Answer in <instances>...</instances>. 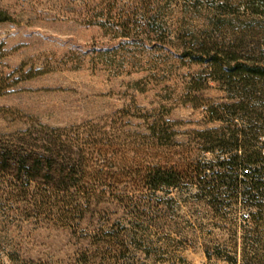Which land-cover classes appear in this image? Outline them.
<instances>
[{
	"label": "rangeland",
	"instance_id": "rangeland-1",
	"mask_svg": "<svg viewBox=\"0 0 264 264\" xmlns=\"http://www.w3.org/2000/svg\"><path fill=\"white\" fill-rule=\"evenodd\" d=\"M0 11V148L56 156L76 174L61 191L88 196L66 225L32 205L56 188L0 177V264H81L94 237L124 249L91 264H264V183L253 199L221 186L217 205L185 175L222 155L205 150L208 130L254 136L264 156V0H0ZM203 41L263 70L213 74ZM154 168L184 174L155 188Z\"/></svg>",
	"mask_w": 264,
	"mask_h": 264
},
{
	"label": "trees",
	"instance_id": "trees-1",
	"mask_svg": "<svg viewBox=\"0 0 264 264\" xmlns=\"http://www.w3.org/2000/svg\"><path fill=\"white\" fill-rule=\"evenodd\" d=\"M6 20H8V18L0 11V21ZM198 49H200L201 55L198 62L208 63L213 74H222L225 76H231L232 73L236 75H257L263 70V68L255 64H247L246 62L240 61L235 52L224 49V47L219 48L217 44L213 42L207 43L203 41ZM237 105L241 104L235 103L226 105V107L229 108ZM211 113L217 116V120L224 121L223 116H218L220 113L216 108H212ZM204 134L207 139L206 143L208 144L205 150L213 151L215 147H219L223 153L214 161L205 163L203 167L200 166V163L189 166L188 168L193 169V171H185V175H192L189 176V180L199 186L203 191L205 199H208L209 202H215V204L218 205L219 202L216 201V196L219 193L216 194L215 192L221 186H226L228 191H232L233 197H236L238 193H243L244 196L249 194V197L252 196L253 192H259L260 185L264 183L262 182L264 179L262 176V174H264V156L262 155L261 149H253L250 143L255 137L252 136V138H249L247 136L248 134L244 133V139H241L236 131L230 132L229 134L225 132L218 134L216 130H208L205 131ZM240 150L243 151L242 155L238 154ZM54 157L56 156H49L46 158L41 155H20L19 152L14 150H2L0 148V177L3 178V176L7 175L20 177V174L23 172L27 175L28 181L31 179L37 181V179H39L42 184L56 188V191L53 193H46L39 190L35 196H33L32 205L36 207L37 210L42 209L43 211H48L53 209L54 216H58V220L63 224L69 225L67 224L70 222L69 218L77 216L83 211V204L82 202H78L77 199L88 200V196L84 191L70 192L69 186L66 188V191H61V185L74 179L76 174L67 164ZM240 171L244 177L242 180L238 179V172ZM180 174L184 173L176 174L169 170L154 168L151 170L149 176L153 179L155 188L160 186L176 187L178 186V179H181L182 176ZM80 179L84 180L85 175H81ZM240 184H248L250 187L246 189V191L238 192L237 186ZM13 185L16 186V183ZM20 192L24 193V195L28 194L27 190ZM254 197L255 196H252L250 199ZM256 201H258V199H256ZM254 205L257 207V214L261 216L264 202L258 201ZM94 238L91 239L92 242L90 241L94 250L92 252L85 250L81 253V264H91V260L96 261L100 255H103V258L109 261H113L115 257H117L116 255L121 253L122 249H124L122 245L116 246L115 243L111 244L112 241L108 242V246H103L102 241L106 240L99 239L98 237Z\"/></svg>",
	"mask_w": 264,
	"mask_h": 264
}]
</instances>
